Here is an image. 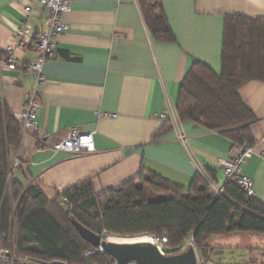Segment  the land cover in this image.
Here are the masks:
<instances>
[{"label":"crops","instance_id":"obj_1","mask_svg":"<svg viewBox=\"0 0 264 264\" xmlns=\"http://www.w3.org/2000/svg\"><path fill=\"white\" fill-rule=\"evenodd\" d=\"M159 3L174 38L170 42L154 37L137 0H70L62 16L67 29L55 39L56 56L42 65L37 124L10 150L9 177L23 192L38 186L52 201L90 181L98 195L148 172L182 188L197 175L214 190L222 186L221 164L232 143L178 120L180 88L196 61L220 75L226 16L264 21V0ZM46 17L47 8L35 0H0V58L11 53L19 64L14 71L2 70L0 96L16 118L34 89L27 65L39 56L33 36L47 30ZM24 21L30 33L18 46ZM237 95L255 118L252 153L242 172L264 206V81L246 82ZM71 128L92 133L93 151L53 149Z\"/></svg>","mask_w":264,"mask_h":264},{"label":"trees","instance_id":"obj_2","mask_svg":"<svg viewBox=\"0 0 264 264\" xmlns=\"http://www.w3.org/2000/svg\"><path fill=\"white\" fill-rule=\"evenodd\" d=\"M137 2L154 37L173 41L159 0ZM253 80L264 81V21L226 16L221 73L214 74L199 61L193 63L180 88L178 120L220 134L232 144L252 145L250 125L255 118L242 104L237 90ZM22 132L20 121L0 96V233L8 247L16 206L17 252L21 257L41 263L114 264L106 253L83 258L92 247L80 238L72 220L102 237L166 236L169 248L177 247L192 233L198 255L205 261L216 256L215 249L206 244L213 235L253 233L264 237V206L259 201L246 197L231 183L216 195L200 175L188 188L148 172L98 195L90 181L52 201L38 186L23 192L22 186L9 177L10 150L20 145ZM253 254L247 252L245 261L238 264H263L260 257L256 258L258 254Z\"/></svg>","mask_w":264,"mask_h":264},{"label":"built area","instance_id":"obj_3","mask_svg":"<svg viewBox=\"0 0 264 264\" xmlns=\"http://www.w3.org/2000/svg\"><path fill=\"white\" fill-rule=\"evenodd\" d=\"M47 8L46 28L45 32L37 33L33 36L34 48L39 52L37 60L28 63L27 71L34 79V89L29 92L27 99L24 102L22 111L18 115V120L21 123L22 131L31 129L36 126L37 109L39 107V100L36 88L44 84L45 79L42 74V65L48 59L56 56L55 39L64 30L67 25L62 19L65 12L68 11L70 0H35ZM118 1V0H115ZM26 13L29 8H25ZM30 33V25L24 21L17 31L18 46H21L26 37ZM8 52H11L8 51ZM11 54V53H10ZM0 58V79L2 70L14 71L18 68L19 64L12 56ZM56 151L67 152L70 154H81L83 152L89 153L93 151V138L92 133H80L75 128H71L66 137L53 145ZM252 153V145L248 144H232L230 156L222 162V180L223 184L220 188H215L216 195H219L225 184L231 183L237 186L248 198L254 196L253 182L246 177L242 168L246 160ZM264 162V152L260 154ZM15 165V164H14ZM67 205L65 199L62 200ZM104 236V235H103ZM106 237V236H104ZM148 241L155 245L158 251L163 255L177 254L185 251L188 247L192 246L196 253L195 264H221L219 262L205 261L198 255L195 248L192 233L186 235L181 244L175 248L167 246L166 236H146ZM4 236L0 233V264H42L31 260L27 257H21L14 252L10 247L3 245ZM101 248H91L84 252L83 258L90 259L98 254H103ZM263 264H264V259ZM94 264V263H93Z\"/></svg>","mask_w":264,"mask_h":264},{"label":"water","instance_id":"obj_4","mask_svg":"<svg viewBox=\"0 0 264 264\" xmlns=\"http://www.w3.org/2000/svg\"><path fill=\"white\" fill-rule=\"evenodd\" d=\"M72 226L79 234L80 238L88 243L92 248H101L109 257L114 260V264H195L196 253L192 246L177 254H161L157 247L148 241L113 243L85 227L75 220ZM264 259V251L260 252ZM42 264H63L60 262Z\"/></svg>","mask_w":264,"mask_h":264},{"label":"rangeland","instance_id":"obj_5","mask_svg":"<svg viewBox=\"0 0 264 264\" xmlns=\"http://www.w3.org/2000/svg\"><path fill=\"white\" fill-rule=\"evenodd\" d=\"M13 210L12 234L10 236V245L8 247L12 248L16 253L17 243L19 241L16 206H14ZM104 236H106L107 238L111 237L114 239L126 240L125 238H117L107 234H105ZM206 244L210 248H214L216 251V256L213 257L214 260L212 259V261H217L221 264H238L239 262L245 261L247 252H250L251 254L252 252H255V254H253L255 256L259 251L264 250V237L253 233L213 235L208 239ZM257 249L259 251H257Z\"/></svg>","mask_w":264,"mask_h":264},{"label":"bare ground","instance_id":"obj_6","mask_svg":"<svg viewBox=\"0 0 264 264\" xmlns=\"http://www.w3.org/2000/svg\"><path fill=\"white\" fill-rule=\"evenodd\" d=\"M107 240L110 241V242H113V243H124V242H133V241H135V240H129V239H126V240H124V239H114V238H111V237L107 238ZM137 241H148V239L144 237V238H139Z\"/></svg>","mask_w":264,"mask_h":264}]
</instances>
